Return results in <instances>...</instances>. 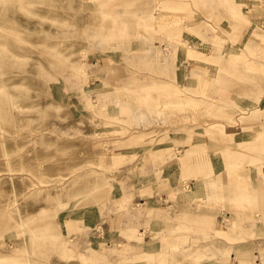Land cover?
I'll list each match as a JSON object with an SVG mask.
<instances>
[{"label": "rangeland", "instance_id": "374dc122", "mask_svg": "<svg viewBox=\"0 0 264 264\" xmlns=\"http://www.w3.org/2000/svg\"><path fill=\"white\" fill-rule=\"evenodd\" d=\"M262 116L264 0H0V264H209L204 251L229 249L218 238L237 240L197 229L189 243L185 225L158 234L148 224L145 240L158 236L159 246L122 233L148 246L127 257L138 249L122 239L87 240L86 230L73 239L63 225L76 231L85 212L119 195L111 205L138 213L122 191L141 170L125 176L123 153L171 136L227 141L264 128ZM263 138L228 152L258 162ZM199 151L206 145L151 158L184 173L183 158ZM219 177L208 182L212 199Z\"/></svg>", "mask_w": 264, "mask_h": 264}, {"label": "crops", "instance_id": "0c3cea01", "mask_svg": "<svg viewBox=\"0 0 264 264\" xmlns=\"http://www.w3.org/2000/svg\"><path fill=\"white\" fill-rule=\"evenodd\" d=\"M200 75L199 84L203 80ZM185 79L183 78V81ZM185 98L189 99L190 104L195 103L190 97ZM261 120L264 122V116ZM263 130V126L257 123L229 134L227 141L206 138L201 141L196 139V135L193 137L185 135L183 138L171 136L166 141L169 145L158 147L149 143L141 145L143 148H140L137 157L133 158L132 153H123L125 174L128 172L125 176L129 177L137 170H141L139 179H127L125 189L122 191L126 194L127 209L130 210L131 204H135L136 207L140 206L138 213L133 211L127 213L121 210L125 207L111 205L122 195L114 196V199L107 200L108 207L103 212L93 208L87 211L91 215L85 212L86 217L82 221H75L76 231L68 230L65 222L63 231L73 239L76 235L84 238L83 232L87 231V240L90 236H94L103 239L105 244L122 239L132 248L138 249L133 254L127 253V257H130L134 254H147L148 249L152 250L155 247L157 249L159 246L158 236L156 243H151L153 240H145L151 237L150 230L145 228L146 225H153L156 228L155 232L160 234L179 224L178 226L185 225L192 231L193 236L192 234L188 236L189 243L196 240L195 237H200L195 234L197 229L204 231L205 236L219 231L226 233L227 238L237 240L227 244L223 238H218L219 245H226L229 249L211 251L213 255L204 251V257L209 264H264V245H260L264 243V159L253 163L251 153L234 154L227 149V147L239 149L241 145L250 146L257 134L262 133ZM203 144L206 145L205 153L199 151L200 153L197 152L195 155L191 153L192 157L188 155L183 158L188 159L184 173L174 159L160 162L151 158L155 152L165 150L171 152L174 149L175 154L178 155L177 151L184 153L191 146ZM258 144L260 146L258 152L264 155V138ZM226 171L232 176H228ZM182 175L186 177L184 182L180 180ZM218 175H220L221 198L212 199V189L208 182ZM120 189L119 183L116 182L115 192L112 190L111 193L116 195ZM195 201L199 203L195 204ZM174 216L177 218L175 221H173ZM133 217L137 219H132ZM181 218L182 222H180ZM197 221L199 223H196ZM122 233L126 236L134 235L137 239L142 236L143 240L151 243L148 245L150 248L148 246L143 248L141 244L136 245L135 240L126 241L121 238ZM98 242L100 241L97 240L94 244ZM91 246L86 247L87 252ZM88 254L96 257L97 252ZM97 258L102 260L101 254H97Z\"/></svg>", "mask_w": 264, "mask_h": 264}, {"label": "bare ground", "instance_id": "6f19581e", "mask_svg": "<svg viewBox=\"0 0 264 264\" xmlns=\"http://www.w3.org/2000/svg\"><path fill=\"white\" fill-rule=\"evenodd\" d=\"M23 2V1H22ZM25 7V6H24ZM26 8V7H25ZM28 8V7H27ZM186 103V102H185ZM250 145V144H249ZM5 152V151H4ZM7 154V153H6ZM6 158V157H5Z\"/></svg>", "mask_w": 264, "mask_h": 264}]
</instances>
